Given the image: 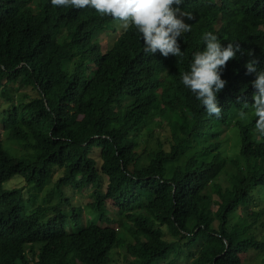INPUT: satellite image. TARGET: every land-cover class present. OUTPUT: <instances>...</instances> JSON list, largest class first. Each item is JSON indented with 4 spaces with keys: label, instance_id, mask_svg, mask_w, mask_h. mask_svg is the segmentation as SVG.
<instances>
[{
    "label": "trees",
    "instance_id": "trees-1",
    "mask_svg": "<svg viewBox=\"0 0 264 264\" xmlns=\"http://www.w3.org/2000/svg\"><path fill=\"white\" fill-rule=\"evenodd\" d=\"M179 7L191 16L177 38L183 55L163 57L91 8L0 0V264H115L119 248L126 264L264 254V138L251 110L255 74L244 67L264 70V0ZM105 31L116 36L103 52ZM205 31L241 48L220 73L219 116L179 81ZM20 88L31 93L21 102ZM153 119L168 126L167 149L139 153L137 135ZM14 177L39 190L53 182L57 202L29 208L24 187L4 188ZM84 191L92 201L82 218L72 199ZM107 204L125 221L119 229L100 224Z\"/></svg>",
    "mask_w": 264,
    "mask_h": 264
},
{
    "label": "clouds",
    "instance_id": "clouds-1",
    "mask_svg": "<svg viewBox=\"0 0 264 264\" xmlns=\"http://www.w3.org/2000/svg\"><path fill=\"white\" fill-rule=\"evenodd\" d=\"M49 3L65 9L87 7L101 16H110L119 21L124 30L130 26L134 29L139 40L143 41L145 53L153 54L159 50L163 57L182 56L177 38L190 31V24L185 23L183 18L190 20L191 16L179 7L183 0H49ZM201 41L202 49L192 53L188 68L180 73L179 81L207 114L219 116L221 107L217 94L226 84L220 73L226 62L241 52V48L234 42L222 44L210 31L201 34ZM244 67L247 73L255 74L250 81L255 89L251 96V110L255 118V131L264 138V70H257L255 60L247 61ZM241 104L245 109L249 107L247 101ZM238 114L241 118H247L243 110Z\"/></svg>",
    "mask_w": 264,
    "mask_h": 264
},
{
    "label": "rangeland",
    "instance_id": "rangeland-1",
    "mask_svg": "<svg viewBox=\"0 0 264 264\" xmlns=\"http://www.w3.org/2000/svg\"><path fill=\"white\" fill-rule=\"evenodd\" d=\"M184 22L186 23V20L184 19ZM116 22L115 26L117 27V31H122L121 23ZM116 34H110L105 31V33L100 34V46L101 51H105L107 48L108 43H113V40L115 39ZM18 100L19 102L23 101L21 100V96L24 93L30 94V91L26 88H20L18 92ZM6 101L3 98H0V110L4 106V103ZM169 136L168 133V126L164 125L162 129L159 127V119H153L152 121H148L145 126L142 127L141 131L137 135V151L145 152V154H149L151 151H157L159 149V143H164V149H167V137ZM0 137L4 140L5 139V133L2 130L1 123H0ZM147 161H144L143 164H145ZM56 180V176L54 178ZM221 181L220 184L224 185L223 178H220ZM15 187H24L25 188V195H24V201L26 204H28L29 208H37L38 206L41 207H47L54 205L58 200V194L54 188L53 182H49L46 184L45 187H43L41 190L37 188H32L30 186H27L25 182L20 177H14L11 180H8L4 184V188L6 189H12ZM69 192V190H68ZM264 195V193L262 192ZM213 198H216V195L213 196ZM261 202L264 204V196L261 197ZM29 201V203H27ZM90 192L84 191L81 195L75 194L74 198L72 199V202L75 205H80L83 208L82 212V218L86 217V214L88 213L87 205L91 202ZM213 210H215V206L213 205ZM105 215L109 222H102L100 223L102 226L109 225L115 229H119L121 224H123L125 221L123 220L121 214L113 209L109 204L105 206ZM122 230V229H120ZM117 252L120 254V257L116 259L115 264H126V259H124L122 256H124V248H119ZM242 263L241 264H264V254L263 253H256L251 252L247 255H243L241 257ZM190 261V258H188L185 254L181 255L178 258L177 264H188Z\"/></svg>",
    "mask_w": 264,
    "mask_h": 264
}]
</instances>
